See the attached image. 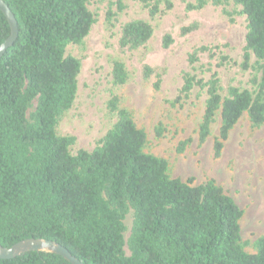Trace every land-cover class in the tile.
Masks as SVG:
<instances>
[{
	"label": "trees",
	"instance_id": "obj_1",
	"mask_svg": "<svg viewBox=\"0 0 264 264\" xmlns=\"http://www.w3.org/2000/svg\"><path fill=\"white\" fill-rule=\"evenodd\" d=\"M17 20L18 36L0 57V244L9 247L25 238L60 243L85 264H264V236L247 252L241 238L242 209L213 179L191 184L168 174L167 161L145 150L146 133L119 91L130 80L124 61L111 59L110 94L106 109L115 122L91 150L71 153L75 136L59 134V122L77 95L80 59L66 55L81 44L95 22L89 0H3ZM147 18L120 25V55L145 48L155 20L170 0H136ZM240 6L246 19L242 70L253 68V89L224 87L211 67H198L203 54L217 55L216 66L230 64L218 46L200 45L188 54L191 67L182 75L174 103L195 88L205 93L197 125L200 143L219 119L213 148L220 155L229 132L246 113L253 127L264 124V0H194L187 10L206 4ZM164 4V8L162 6ZM115 6V9L112 7ZM127 8L126 0L109 2V29ZM198 22L182 25L185 36ZM10 27L0 10V43ZM174 39L166 33L163 47ZM255 58L251 63V57ZM209 73L206 77L204 73ZM259 74V76H258ZM143 81L158 89L163 70L143 64ZM156 134L161 135L157 129ZM186 142L177 148L181 152ZM131 225L127 239L125 218ZM125 246L128 253L125 251ZM0 264H70L60 255L29 251Z\"/></svg>",
	"mask_w": 264,
	"mask_h": 264
},
{
	"label": "rangeland",
	"instance_id": "obj_2",
	"mask_svg": "<svg viewBox=\"0 0 264 264\" xmlns=\"http://www.w3.org/2000/svg\"><path fill=\"white\" fill-rule=\"evenodd\" d=\"M110 1L89 0L88 8L94 14L95 22L81 44L66 47L65 54L79 58L81 66L75 102L61 118L58 133L75 136V143L70 147L73 154L80 148L91 151L98 144L115 122V117L106 109L111 90V59H122L131 74L129 82L119 91L122 105L130 110L137 126L145 131V150L167 161L171 177L191 184L215 180L242 209V242L247 252L254 253L255 240L264 236V124L251 126L244 113L229 132L220 155L216 156L213 142L218 134L219 119L212 125L211 135L205 142L200 143L197 135L205 93L195 88L189 97L173 102L182 85L183 72L191 69L188 54L200 45H217L216 53L227 55L231 62L217 67V55L210 58L203 54L195 73H200L199 65L211 67L224 87L234 85L253 89L251 79L255 70H242L239 66L246 34L245 15L238 13L240 6H227V11L231 12L227 15L222 6L208 3L200 10H187L186 3L194 0H170L171 8L164 9L152 20L154 33L146 47L120 55L116 50L120 25L131 18H147L148 15L136 0H126L127 8L109 29L105 14ZM162 6L164 8V4ZM191 22L199 23L198 30L180 36L179 28ZM166 33L174 39L169 47L162 44ZM254 61L252 56L251 63ZM143 64L163 70L158 89L152 86L153 77L150 81L142 80ZM203 75L207 77L209 73ZM157 129L161 130L160 136L156 134ZM182 141L186 144L179 152L177 148ZM124 222L127 239L130 215ZM125 251L128 253L126 246Z\"/></svg>",
	"mask_w": 264,
	"mask_h": 264
},
{
	"label": "water",
	"instance_id": "obj_3",
	"mask_svg": "<svg viewBox=\"0 0 264 264\" xmlns=\"http://www.w3.org/2000/svg\"><path fill=\"white\" fill-rule=\"evenodd\" d=\"M0 10L7 19L10 27L9 35L0 43V57L14 43L18 36L17 20L8 5L0 0ZM29 251H46L63 257L70 264H85L58 242L44 238H25L9 247L0 244V259H12Z\"/></svg>",
	"mask_w": 264,
	"mask_h": 264
}]
</instances>
